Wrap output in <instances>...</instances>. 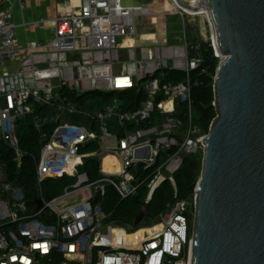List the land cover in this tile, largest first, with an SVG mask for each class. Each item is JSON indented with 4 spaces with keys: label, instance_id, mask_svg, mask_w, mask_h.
Here are the masks:
<instances>
[{
    "label": "built area",
    "instance_id": "1",
    "mask_svg": "<svg viewBox=\"0 0 264 264\" xmlns=\"http://www.w3.org/2000/svg\"><path fill=\"white\" fill-rule=\"evenodd\" d=\"M12 1L3 0L10 5L0 8V142L19 167L23 153L15 124L31 116L40 145L38 191L48 179L75 181L50 200L35 197L40 209H29L0 158V264H191L196 193L177 200L174 175L186 157L204 151L207 134L192 123L190 98L200 43L187 42L185 32L178 44H167L155 32L137 35L135 18L158 29V21L168 17L198 16L176 0H164L169 9L67 0L55 18L40 20L48 39L22 42ZM206 21L204 44L219 63ZM122 53L126 61H120ZM168 71L183 73L184 80L170 81ZM88 94L107 99L85 100ZM141 94L138 107L128 109ZM89 159L98 165L93 180L77 172ZM164 183L175 201L150 226H117L95 204L108 188L125 199L145 186L147 206Z\"/></svg>",
    "mask_w": 264,
    "mask_h": 264
},
{
    "label": "water",
    "instance_id": "2",
    "mask_svg": "<svg viewBox=\"0 0 264 264\" xmlns=\"http://www.w3.org/2000/svg\"><path fill=\"white\" fill-rule=\"evenodd\" d=\"M204 3L222 58L195 186L191 264H264V0ZM147 217L143 205L133 225Z\"/></svg>",
    "mask_w": 264,
    "mask_h": 264
},
{
    "label": "trees",
    "instance_id": "3",
    "mask_svg": "<svg viewBox=\"0 0 264 264\" xmlns=\"http://www.w3.org/2000/svg\"><path fill=\"white\" fill-rule=\"evenodd\" d=\"M198 56L201 58L200 67L191 73V104H192V123L202 133L207 134L213 119L216 117V111L213 106L214 90L213 79L218 66V61L213 57L211 50L204 43H200ZM205 70L204 73H201ZM169 80L176 83L184 80V74L175 71H168ZM132 96L131 93L126 94ZM101 97L102 103L107 97L100 94H88L84 99ZM137 102L128 106V109H136L138 101L142 100V94L137 96ZM16 135L19 140V148L23 153L21 165L19 167L12 161L13 154L8 147L0 142V158L6 164L9 181L18 186L24 195V200L29 209L33 208L35 197H42L50 200L60 195L63 189L74 183L75 178L67 177L59 182L57 179H48L40 186V191L36 184L35 160L38 158L40 145L38 143V134L32 125L31 116L20 119L15 124ZM196 156L186 157L183 160L181 168L174 175L176 183V199H188L195 189L196 183L201 172V162ZM97 163L93 159L85 162L83 167H79L78 173H86L90 180H93L97 174ZM145 186L139 188L138 194L134 197L120 199L118 195L110 188L105 192L101 199L102 210L108 214V222H113L117 226L131 227L132 230L138 227L133 225V221L140 208L144 205ZM175 201L172 187L164 183L154 193L151 201L147 205L148 217L141 223L142 226H150L158 215L165 213L168 206ZM43 220V219H42ZM139 226V227H142Z\"/></svg>",
    "mask_w": 264,
    "mask_h": 264
},
{
    "label": "rangeland",
    "instance_id": "4",
    "mask_svg": "<svg viewBox=\"0 0 264 264\" xmlns=\"http://www.w3.org/2000/svg\"><path fill=\"white\" fill-rule=\"evenodd\" d=\"M1 1V0H0ZM24 8L21 10L18 0L12 1L13 4V22L17 25V32L22 41H34L40 39H48L51 35L46 26L40 22L43 20H51L58 14V8L67 0H22ZM164 0H121L123 7H133L141 4H152L151 8L159 9ZM75 3V1H73ZM10 4H4L8 6ZM203 19V20H202ZM137 35L142 33L155 32L162 35L167 44H178L179 40H183L185 32L187 42L204 43L209 35V28L204 17L198 16L193 19L180 17H168L166 20L158 21V29L150 27L141 17L135 18ZM150 37L151 35H145ZM149 39V38H148ZM126 56L121 55L120 61H126ZM203 153L198 152L195 156L198 161H202ZM102 201L95 202L96 205L102 206ZM142 226V225H140Z\"/></svg>",
    "mask_w": 264,
    "mask_h": 264
},
{
    "label": "bare ground",
    "instance_id": "5",
    "mask_svg": "<svg viewBox=\"0 0 264 264\" xmlns=\"http://www.w3.org/2000/svg\"><path fill=\"white\" fill-rule=\"evenodd\" d=\"M187 1H191V0H187ZM194 4L190 5L194 8H196L195 10H189V9H184L186 12H188L191 15H195V16H202L204 17L206 20H209V23L211 24L212 28L213 25L208 17V14L206 11H204L205 8V0H194ZM171 7L170 3L168 1H163V3L161 4V8H165V9H169ZM203 20V19H202ZM214 29V28H213ZM215 37V34H214ZM108 162V159L105 160L104 165H106V163ZM138 235H141L140 233Z\"/></svg>",
    "mask_w": 264,
    "mask_h": 264
},
{
    "label": "crops",
    "instance_id": "6",
    "mask_svg": "<svg viewBox=\"0 0 264 264\" xmlns=\"http://www.w3.org/2000/svg\"><path fill=\"white\" fill-rule=\"evenodd\" d=\"M13 1H15V0H13ZM4 4H5V3L3 2V0H1V1H0V8L5 7ZM18 5H19V1H18ZM12 7H13V4H12ZM59 7H60V6H59ZM19 8H20V6H19ZM20 9H21V8H20ZM21 10H22V9H21ZM13 17H14V16H13ZM49 33H50V32H49ZM19 38H20V37H19ZM20 40L22 41L21 38H20ZM22 42H26V41H22Z\"/></svg>",
    "mask_w": 264,
    "mask_h": 264
}]
</instances>
